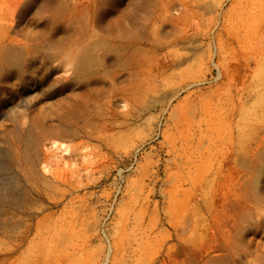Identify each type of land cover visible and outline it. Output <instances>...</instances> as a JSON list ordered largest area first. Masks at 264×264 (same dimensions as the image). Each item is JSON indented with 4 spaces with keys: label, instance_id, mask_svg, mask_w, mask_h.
Returning a JSON list of instances; mask_svg holds the SVG:
<instances>
[{
    "label": "rangeland",
    "instance_id": "obj_1",
    "mask_svg": "<svg viewBox=\"0 0 264 264\" xmlns=\"http://www.w3.org/2000/svg\"><path fill=\"white\" fill-rule=\"evenodd\" d=\"M24 2L0 162L43 210L0 224L3 264H264V0Z\"/></svg>",
    "mask_w": 264,
    "mask_h": 264
},
{
    "label": "bare ground",
    "instance_id": "obj_2",
    "mask_svg": "<svg viewBox=\"0 0 264 264\" xmlns=\"http://www.w3.org/2000/svg\"><path fill=\"white\" fill-rule=\"evenodd\" d=\"M35 1L36 0H25L24 7L26 8L28 6L29 7L32 6ZM100 14L101 15H98L96 17L95 22L99 26L103 27L104 29L106 27L107 28H112L118 22L117 19L116 20H114V19L107 20V18H105V14H102V13H100ZM99 26H96V27H99ZM116 43H117V41H116ZM31 141H32V139L30 138L29 135H26V136L23 135V136H21L19 138L18 143L24 145L25 147H27V146H30ZM5 154H6V152H5ZM9 155L10 154H8V156ZM25 158L28 160V158L25 155L21 157L22 160H25ZM15 164H16V161H15ZM15 164H14V161L12 162V164L11 163L8 164V163H1L0 162V224H2V223L3 224H5V223L9 224V223H11L12 220H14V219H12L11 217L8 216V214L11 212L12 209H13L12 211L18 210V211H21V213L26 212L27 209H29L31 207L34 208L35 210L36 209H39V210L42 209L43 210V208L41 206L36 205V203L34 204V203L31 202L32 199H31L30 194L26 191V186H23V185L19 184L20 179L17 176V174L13 171ZM11 215H14V214L12 213ZM15 215H16V213H15ZM45 218H46V215H43V217H41L40 219L37 220V227L34 230V233L36 235L38 234V232L40 230V225H41L40 222L42 223L41 220H44ZM15 223H16V221H15ZM2 226H0V234L2 232L1 231V229L3 228ZM12 227H13V223H12ZM4 228H6V227H4ZM13 229H18V228H14L13 227ZM10 232H12V231H10ZM23 233H24V237H23L21 242H25V240L28 238V235L32 234L29 228H27ZM3 235H5V234H3ZM7 260H8V257H6V256L5 257H1L0 258V264H3Z\"/></svg>",
    "mask_w": 264,
    "mask_h": 264
}]
</instances>
